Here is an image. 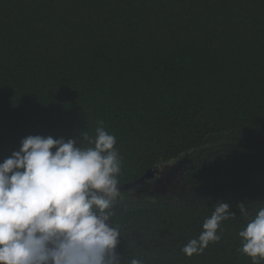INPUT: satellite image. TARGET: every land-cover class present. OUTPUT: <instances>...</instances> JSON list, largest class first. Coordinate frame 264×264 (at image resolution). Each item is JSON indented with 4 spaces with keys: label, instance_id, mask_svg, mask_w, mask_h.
Wrapping results in <instances>:
<instances>
[{
    "label": "trees",
    "instance_id": "1",
    "mask_svg": "<svg viewBox=\"0 0 264 264\" xmlns=\"http://www.w3.org/2000/svg\"><path fill=\"white\" fill-rule=\"evenodd\" d=\"M99 121L119 185L170 163L120 191L123 264H252L236 205L264 207V0H0V162ZM220 201L221 240L185 255Z\"/></svg>",
    "mask_w": 264,
    "mask_h": 264
},
{
    "label": "clouds",
    "instance_id": "2",
    "mask_svg": "<svg viewBox=\"0 0 264 264\" xmlns=\"http://www.w3.org/2000/svg\"><path fill=\"white\" fill-rule=\"evenodd\" d=\"M28 135L0 162V264H123L121 231L114 216L122 158L116 137L99 121L94 138ZM87 141L93 145L84 146ZM246 218L239 250L252 264L264 260V207ZM217 202L197 238L181 249L191 257L221 240V226L235 216ZM130 264H142L133 258Z\"/></svg>",
    "mask_w": 264,
    "mask_h": 264
},
{
    "label": "water",
    "instance_id": "3",
    "mask_svg": "<svg viewBox=\"0 0 264 264\" xmlns=\"http://www.w3.org/2000/svg\"><path fill=\"white\" fill-rule=\"evenodd\" d=\"M159 171L160 170L158 168L149 169L142 177H140V178H138V179H136V180H134L132 182H128V183L119 185L120 191L132 188V187L137 186L139 184L145 183V181L147 179L155 177L159 173Z\"/></svg>",
    "mask_w": 264,
    "mask_h": 264
},
{
    "label": "rangeland",
    "instance_id": "4",
    "mask_svg": "<svg viewBox=\"0 0 264 264\" xmlns=\"http://www.w3.org/2000/svg\"><path fill=\"white\" fill-rule=\"evenodd\" d=\"M169 165H170V163H167V164L163 165L161 167V171H159V173H158V176L159 175H163V173L168 169ZM190 191L191 190H190L189 187L183 186V187L180 188V192L179 193L182 196H188V194H190ZM158 192L165 194L167 192L166 186L160 187V189L158 190Z\"/></svg>",
    "mask_w": 264,
    "mask_h": 264
}]
</instances>
